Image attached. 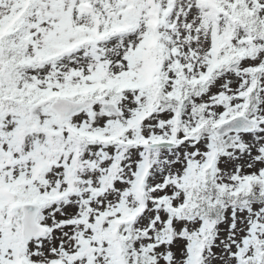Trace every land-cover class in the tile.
Instances as JSON below:
<instances>
[{"label":"snow or ice","instance_id":"obj_1","mask_svg":"<svg viewBox=\"0 0 264 264\" xmlns=\"http://www.w3.org/2000/svg\"><path fill=\"white\" fill-rule=\"evenodd\" d=\"M0 264H264V0H0Z\"/></svg>","mask_w":264,"mask_h":264}]
</instances>
